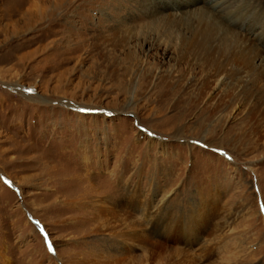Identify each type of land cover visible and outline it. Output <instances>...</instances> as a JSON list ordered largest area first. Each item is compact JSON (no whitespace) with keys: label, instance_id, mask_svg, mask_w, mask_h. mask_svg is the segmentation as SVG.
Masks as SVG:
<instances>
[{"label":"rangeland","instance_id":"rangeland-1","mask_svg":"<svg viewBox=\"0 0 264 264\" xmlns=\"http://www.w3.org/2000/svg\"><path fill=\"white\" fill-rule=\"evenodd\" d=\"M261 209L264 0H0V264H264Z\"/></svg>","mask_w":264,"mask_h":264},{"label":"bare ground","instance_id":"bare-ground-1","mask_svg":"<svg viewBox=\"0 0 264 264\" xmlns=\"http://www.w3.org/2000/svg\"><path fill=\"white\" fill-rule=\"evenodd\" d=\"M201 1L203 4H208L209 8L211 9V12H214L215 15L224 16L225 14L229 15L230 13L236 10L239 0H201ZM199 46H204V44L195 40H189V41H185L181 47L189 51H196L199 49Z\"/></svg>","mask_w":264,"mask_h":264},{"label":"snow or ice","instance_id":"snow-or-ice-1","mask_svg":"<svg viewBox=\"0 0 264 264\" xmlns=\"http://www.w3.org/2000/svg\"><path fill=\"white\" fill-rule=\"evenodd\" d=\"M261 211H264V209H261ZM49 250L51 251V248Z\"/></svg>","mask_w":264,"mask_h":264}]
</instances>
